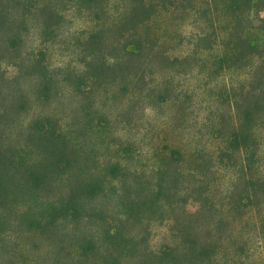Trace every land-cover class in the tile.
Listing matches in <instances>:
<instances>
[{
    "label": "rangeland",
    "instance_id": "obj_1",
    "mask_svg": "<svg viewBox=\"0 0 264 264\" xmlns=\"http://www.w3.org/2000/svg\"><path fill=\"white\" fill-rule=\"evenodd\" d=\"M47 2L14 8L16 39L0 31V264H264V211L222 153L225 63L192 3L155 18L158 51L98 77L86 66L121 58L130 25L93 42L92 3Z\"/></svg>",
    "mask_w": 264,
    "mask_h": 264
},
{
    "label": "trees",
    "instance_id": "obj_2",
    "mask_svg": "<svg viewBox=\"0 0 264 264\" xmlns=\"http://www.w3.org/2000/svg\"><path fill=\"white\" fill-rule=\"evenodd\" d=\"M186 1L192 3L190 10H194L195 25L199 29L197 39L199 42L214 41L211 52L216 60L225 63L223 67L228 75L223 97L227 112L222 153L228 154L230 159L235 157L233 166L237 168V179L243 184V202L253 200L260 211H264V0H76L80 7L93 4L89 8L94 7L96 15L92 19L96 24L87 35L93 42L100 34L110 32L117 26L130 25L129 32L123 34L126 36L125 45L123 48L117 47L121 51V58L116 57L108 64L99 52L93 58L94 62L86 68L98 71V77L106 69L118 73L128 63L131 66L134 61H140L145 50L158 51L154 48V43L160 38L159 31L154 27L155 18L179 12L180 5ZM18 5L40 11L48 6V2L0 0V31L6 30L10 39L17 34L12 26L17 21L14 8ZM99 12L109 13L111 21L102 22L103 14ZM153 27L154 30H151ZM149 29L151 32L147 33ZM95 47L100 48V44L95 43ZM144 57L147 61L148 56ZM135 78L136 81L140 80L139 76ZM59 154L61 158L58 163L62 166L68 158ZM5 169L0 163V198L3 192L11 191V179L5 178L11 173ZM33 178L40 181L41 176L33 174ZM82 189L84 194L89 195L96 193L101 186L90 183L83 185ZM80 207L82 201L77 194H72L63 206L67 214L77 212ZM1 222L0 218V235L3 232Z\"/></svg>",
    "mask_w": 264,
    "mask_h": 264
}]
</instances>
